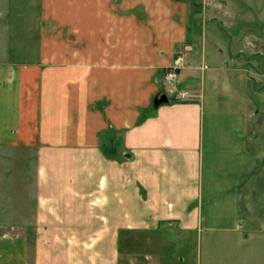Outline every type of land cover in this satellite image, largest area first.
<instances>
[{
    "label": "crops",
    "instance_id": "0c3cea01",
    "mask_svg": "<svg viewBox=\"0 0 264 264\" xmlns=\"http://www.w3.org/2000/svg\"><path fill=\"white\" fill-rule=\"evenodd\" d=\"M198 1L191 18L193 0H0V160L35 156L37 197L26 226L0 222L34 234L0 232V264H121L123 235L131 264H201L200 230L264 245V0ZM179 52L188 96L155 107ZM207 75L246 102L255 154L229 185L204 159ZM194 233L195 263L179 250Z\"/></svg>",
    "mask_w": 264,
    "mask_h": 264
},
{
    "label": "rangeland",
    "instance_id": "374dc122",
    "mask_svg": "<svg viewBox=\"0 0 264 264\" xmlns=\"http://www.w3.org/2000/svg\"><path fill=\"white\" fill-rule=\"evenodd\" d=\"M194 2V3H193ZM192 5L193 9L191 12V18L194 17L197 12H199L201 8V3L197 0H193ZM209 72V71H208ZM226 74V70H218L217 76L222 77V75ZM230 76H234L232 71L228 73ZM200 77V76H199ZM208 75L204 78V87H205V153L204 159L205 160H215L212 162V166H214V173L215 179L219 180L221 178H227L234 176H238L241 171V167H238L235 164H238L240 161L243 160H250V156L255 154L251 146V142L249 143L246 140L248 136L246 135L247 132H243V124L245 122L244 111L246 108V102L244 103L243 100L233 99L234 97L227 95L230 92L226 89L227 85H225L224 79H220L216 81V86H213L212 80H208ZM232 79L231 77H229ZM202 77L199 78V83L201 82ZM243 87V85L241 86ZM166 92L169 97H172L173 92L171 91V87H166ZM226 92H228L226 94ZM177 93V91H176ZM227 95V97L225 96ZM246 96V94H244ZM248 96V94H247ZM256 98H258L256 100ZM221 99V101L219 100ZM219 100V101H218ZM254 102L260 103V96L254 95ZM217 104V106H216ZM216 106V108H215ZM209 107H213L215 111H220L217 113L211 112ZM262 109L264 115V99H262ZM226 111V112H224ZM226 113V115H225ZM214 119V122H213ZM264 119V116H263ZM217 120V121H216ZM216 121V122H215ZM249 123V121H248ZM214 128L213 132L212 129ZM241 131V132H240ZM249 133V132H248ZM243 135H246L243 138ZM228 138V139H226ZM124 151V150H122ZM264 151V148H263ZM233 152V153H232ZM27 152L25 158L29 155L30 160H22L21 166L15 164L11 160H0V222L4 224H13V225H22L26 226L28 223L33 220V207L34 201L36 197V185H35V166L34 160L35 156L29 154ZM229 160L234 162L233 166L230 167V170L225 169L226 163ZM264 160V158H263ZM241 164V163H239ZM247 163H242L243 166H246ZM21 171V173H20ZM264 176V164L263 167L259 170ZM258 171V172H259ZM257 174V171H255ZM208 176V174H207ZM206 176V181L208 184V178ZM229 178H227V184H230ZM218 183V182H217ZM264 183V181H263ZM219 186V184H217ZM220 185H223L220 183ZM206 187V185H205ZM234 187V188H232ZM264 187V184H263ZM237 185L230 186L229 195L226 196L225 193L217 194L215 199L217 200V205L223 203V200L226 201L237 200ZM240 191V190H239ZM262 191V190H261ZM259 191L258 194L261 192ZM257 194V195H258ZM226 196V197H225ZM256 204H263L264 205V195L263 196H255ZM206 207V206H205ZM18 211V213H16ZM220 216L228 217L223 223L229 225V227L236 226V218L237 215L240 217L242 214H234V213H221ZM42 216V214H41ZM222 222L220 224H222ZM240 225V224H239ZM8 226V225H7ZM241 227V226H240ZM24 231L27 232L29 236H33L34 234L33 229H20L17 228H1V233H16L17 231ZM241 230V229H240ZM245 237V233L243 231L235 232V231H225L217 230V231H203L198 236H200V253L201 255V264H224L225 256L224 254L228 253L229 251L231 254V263L230 264H243V257L244 255H248L252 258V261L257 264H263L261 261H255L258 259L256 257L259 256L261 259V255L264 254V245L261 244H254L253 242L258 243L256 240L249 239L248 243L242 242L238 244L235 239L239 236ZM257 236H263L264 233H258ZM129 235H123L125 238L124 241L121 243V251H122V261L121 264H124V261L127 260L128 264H131V245H127L126 239ZM197 234L194 233L192 241L189 240V244L185 246H180L179 250L183 255V248L185 251V255L191 262L195 263L197 258V248H198V241L196 239ZM226 237V238H225ZM234 238L232 242H228L227 238ZM236 237V238H235ZM253 237V236H252ZM208 238H213L210 242L212 243L211 246L208 245L207 240ZM262 239V238H260ZM245 241V240H244ZM223 243V244H222ZM211 250L215 251V257L213 254L209 253ZM228 249V250H227ZM178 250V251H179ZM129 254V255H128ZM186 256L185 259H186ZM228 260H226V263Z\"/></svg>",
    "mask_w": 264,
    "mask_h": 264
},
{
    "label": "built area",
    "instance_id": "2783aa9c",
    "mask_svg": "<svg viewBox=\"0 0 264 264\" xmlns=\"http://www.w3.org/2000/svg\"><path fill=\"white\" fill-rule=\"evenodd\" d=\"M184 52H179L174 59V63L163 75V86L171 87V91L176 94L178 99H184L188 96V91L178 90L176 86L178 71L184 66ZM177 91V93H176Z\"/></svg>",
    "mask_w": 264,
    "mask_h": 264
},
{
    "label": "water",
    "instance_id": "95a60500",
    "mask_svg": "<svg viewBox=\"0 0 264 264\" xmlns=\"http://www.w3.org/2000/svg\"><path fill=\"white\" fill-rule=\"evenodd\" d=\"M170 102L169 96L166 91L162 90L158 94H156L153 105L155 107H159L161 104Z\"/></svg>",
    "mask_w": 264,
    "mask_h": 264
},
{
    "label": "trees",
    "instance_id": "16d2710c",
    "mask_svg": "<svg viewBox=\"0 0 264 264\" xmlns=\"http://www.w3.org/2000/svg\"><path fill=\"white\" fill-rule=\"evenodd\" d=\"M194 3V2H193ZM195 9H193V11H194Z\"/></svg>",
    "mask_w": 264,
    "mask_h": 264
}]
</instances>
